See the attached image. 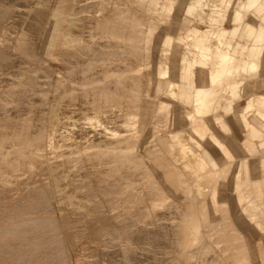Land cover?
Here are the masks:
<instances>
[{
	"label": "rangeland",
	"instance_id": "rangeland-1",
	"mask_svg": "<svg viewBox=\"0 0 264 264\" xmlns=\"http://www.w3.org/2000/svg\"><path fill=\"white\" fill-rule=\"evenodd\" d=\"M59 1L60 0H0V9H1L0 10V15H1L0 20H4L7 17L4 21H0V23H1L0 24V58H1L0 59V94H1V96H0V105L1 106L0 107L2 109V110H0L1 111L0 112V118L2 120V118L5 116L3 118V120L8 121L10 123L11 120H12V122H14V119H16L18 122L19 121L18 117H22V118L26 119V116H27L29 119H26V121L28 120L31 122V123H29V130H30V125H32L31 131H29L30 133L36 132L35 130L37 129L36 127L38 126L39 120L41 122V118H43L42 126L39 124V132H38L39 134H42L41 137L43 138V140H46V138H47V136H46L47 135L46 134V123H45V119H44L45 115L43 117H40V116L43 115V112H44V114H46L45 113V111H46L45 110V108H46L45 103L46 102L48 103V101H51L52 105H56L58 103L62 104V105H64V104L66 105V103H64L63 101L65 99H68L71 96V98H72L71 111H70L69 115L72 116L71 118H73V115L75 114L76 115V116L74 115L75 120H77L78 116H80L79 118H81V117H85V115L88 116L89 114H91L92 110L94 109V107L92 106V103H93V105L96 103H98V104L100 103V105L108 113L106 119H110V117H111L113 120L114 119L115 120H122L125 116H127V113H130L131 111H133V109H136V107H138L140 102L143 103L144 100L145 101L146 100L151 101L153 99L152 92H151L152 91V83H151V80L147 77V73L150 71L151 66H150V64H147L146 62L148 60H150V57H152V55H153V50L151 48V46H153V43L150 42L151 44L146 45L142 41L139 42L138 39L146 38L145 37V36H147L146 29L148 27H150L154 32V34L151 36L150 39L155 40L156 36L159 34V31L156 32L157 31L156 28H158L159 26H162L163 24H167V21H168L167 17H166L167 15H165L161 20H159V18L157 16H155V15L151 16V14L148 12V10L144 13V10H142V7L139 4V0H61L60 5H59ZM58 6L59 7L63 6L65 9H68V10L74 8V12H76L78 17L80 18L79 32L76 31V33H75V35L77 36L79 41H78L76 48L74 50H72L73 56H70L71 58L70 57L66 58L65 56H62L59 54V51L61 49L60 42L57 46L54 57L51 58V57H49V55H46L43 52L44 43L46 42V38L49 34V31H50L51 26L53 24V21L55 19V9H57ZM145 8L147 9L148 6L145 5ZM130 9H132V10H130ZM1 11H2V13H1ZM19 11L21 12L22 15L20 14ZM131 11H133L134 13ZM4 12H6V13H4ZM98 12H99V14H98ZM106 13L110 17H112V19L118 21L119 24L121 25V27H124L123 31L122 30L119 32L104 31L101 28H99L97 21L101 20V17L103 19L105 17V15H107ZM137 14H139V16ZM12 15H13V18H12ZM143 15H145L144 18H143ZM146 15H148V16H146ZM146 17H147V19H146ZM84 18H85V20H84ZM135 19L137 20V22H139L141 20V22L143 23V26L145 28L142 29V27L139 26V24L136 22ZM4 22H5V24H3ZM88 22L91 24L89 25ZM84 23H85L86 27H84ZM147 23H148V25H147ZM134 25H135V27H134ZM85 28H86V30H84L85 33H83L84 32L83 29H85ZM89 28H91V29H89ZM135 28H137V29L134 30ZM81 29H82V31H81ZM87 32H88V34H87ZM134 35H136V36H134ZM23 37H24V39H26L28 41V45L30 44L29 45V51L30 52L27 51L26 53L20 55L19 53H17L15 51V45H16V47L18 44L20 45L22 43V40L19 41V39H23ZM86 37H89V38H86ZM130 38H132V39H130ZM97 47H98V49H97ZM30 49L31 50L33 49V50L31 51ZM34 53H35L36 57H34ZM95 55L96 56L98 55L97 58ZM18 57H19V59H18L19 63L17 62ZM72 57H75V61L69 60V59H72ZM13 59H16V60L13 61ZM9 60H12V61H9ZM67 60H69V61H67ZM77 60H79V61H77ZM80 60L82 61V63L80 62ZM89 60H90V63H89ZM3 61H5V63ZM66 61L71 62L75 66V68H73L74 66L72 64L70 66V63L68 66V63ZM132 61L134 63H132ZM8 62H9V64L12 63V67L11 68L9 67L7 69L5 67L8 65ZM15 62H17V64ZM1 63L3 64V66L1 65ZM79 63H80V65H79ZM67 66H68V69H67ZM104 66H105V68H104ZM120 66H121V68H120ZM51 69H53V70H51ZM108 69H109V72H108ZM9 70H11V71H9ZM16 70L19 72L18 73V75H19L18 79H17V74H16L17 71ZM68 70H70V71H68ZM22 71H23V73L21 74ZM45 72L48 75H45L46 74ZM8 73H9V75H8ZM78 74H79V76H78ZM13 75L15 76V78L13 77ZM63 77H66V78H63ZM29 78H31L33 80L36 79L37 82L32 85ZM38 78H40V79H38ZM75 78H77V79H75ZM14 79H16V80H14ZM27 79H28V82L31 83V85H29L27 83ZM78 79H80V81ZM135 80H136V82H135ZM20 81H21V83H20ZM46 81H47V84H46ZM44 83H45V85H44ZM53 85H54V87H53ZM57 85H59V87ZM83 88L84 89L88 88V91H84ZM43 90H45V91L43 92ZM52 90H53V92H52ZM56 90H59L60 92H62V90H63L65 92V94L63 93L62 98L59 97V98H55V100H53V96H54ZM102 91H103V93H102ZM123 91H124V93H123ZM66 93H67V95H66ZM6 94H7V97H4V96H6ZM22 94H23V96H22ZM101 94H103V96H104L103 98H101ZM109 94H110V96H108ZM14 97H18L17 98L18 102L21 99L20 103H17L16 98L14 99ZM106 97L109 98L108 102H109L110 106L108 105V103H106V99H107ZM99 98H101V99H99ZM7 99H8V101H7ZM24 99H25V101H24ZM38 101H40V102H38ZM154 101L155 100L151 101L150 104L153 103V105H154ZM238 101H236V102H238ZM33 102L35 105L34 108H32ZM61 102H63V103H61ZM66 102H68V101H66ZM8 103H9V106H8ZM23 103L26 105H24ZM37 103L40 105H38ZM41 103H43V104L41 105ZM168 103H171V101H169ZM240 103L243 105V107L245 106L244 101H240ZM28 104H29V106H28ZM103 104H106L105 105L106 107ZM150 104H149L148 112L146 111V113L147 114L151 113V117H152L153 105L151 104L152 107H150ZM4 106H5V108H4ZM6 106H8L7 108L9 110L6 108ZM38 106H39V108H37ZM16 107H17V109H16ZM26 107H27V109H25ZM40 107H42V108H40ZM103 108H101V111ZM11 109H13V112ZM30 109L34 110L37 113L39 111V113H42V114L36 113L37 114L36 115L35 112L30 110ZM28 110L31 112V114ZM72 111L74 114L72 113ZM76 111H77V113H76ZM137 111L138 110H135L136 113L139 112V111L138 112ZM11 113H13V114L11 115ZM111 113H113V114H111ZM13 115L15 116V118L13 117ZM10 117L12 119L7 120V119H10ZM140 117H143V116L137 115V116H135V118L133 117L134 119L131 120V124H129L128 126H126L124 128L121 126L122 125L121 122L116 123V124L112 123V125L110 124V126L113 127L114 129H120V130L124 129L125 130V133L128 134V136L130 137L132 144H133V149H131V151L127 150L126 144H128V143L125 141L121 142L123 144H121V143L120 144L119 143H116V144L115 143H113V144L109 143V145L110 144L111 145L110 146L108 145V148H107L108 150L104 149V147L102 148L101 147L102 144L104 145V143H106V141L108 140L106 138V136H105V138L102 139V137H104L103 135H105L103 133V128H102L104 126V124L102 125V127L97 126L95 124L94 128L91 129L89 127V129H88V131H91V135H92L91 141L88 142L89 144L88 143L85 145L81 144V146L83 145L85 149H83V146L82 147L80 145L74 146L73 144H70L69 148L64 146V148L69 150L71 156H73L74 160L73 159L70 160L72 162V165H71V162L68 163V160L66 159L68 157L67 155L65 156V158H63V155H65L66 150L63 148V146L61 148H58L57 145L56 146L54 145L53 147H50L48 145L45 146L44 154H45L47 160L44 162L41 160L42 163L39 164V162H41V161L39 160L38 156L36 155L37 149H35V148H37V147H34L31 145V148L33 147L31 149V148H29L30 147L29 143H28L29 145L26 146V142H25V144L23 143V145H20L19 142H21V141L24 142L22 140L23 136H20V138L17 136H12V137H10L12 140H10V138H8V137H5L4 133H6V128L4 129L3 128L4 126L0 123V140H1L0 144H2L3 148L4 149L10 148V149H12V152H13V150L18 151L20 149L19 151H21V152L19 154L21 156H22L23 152L25 154V158L23 156H22L23 158H21L20 155L17 154L18 157H20V159H18V157H16L17 156L16 153L13 152V153H15V157L12 158L14 155H11V157H10L14 163V164H12V166H10V165L8 166L7 164L5 165L6 161L2 160L3 158L0 159V165H1L0 166L1 167L0 168V227L1 228L4 226L11 227V226H14L13 223L14 224L16 223L17 224L16 227L18 228V226H19L18 224L23 220V218L25 219L26 217L27 218L30 217L29 218L30 221H33V218H37L38 222H40L43 225L42 226L43 229L42 230L40 229V230L41 231L44 230L42 233L44 236L41 237L42 240H40V241L38 240L39 238L36 239L35 236H30V239H29V235H30L29 233H31V231L29 233L26 232V234L24 231L20 233L19 232L20 228L19 229L13 228L14 231H11L9 233H4V234L1 233L0 235L3 234V236L5 234L6 235L8 234V235H7V237H6V235H5V237L0 236V243H1L0 246H2V247H0V249H1L0 250V262L1 261H8L9 259L15 258L16 255L17 256L21 255V254L24 255V253L26 254V253L33 252V250L31 251L29 249V247L26 248L25 242L27 240L37 241V243L39 242L37 244V247L32 248V249H34V251L36 250V248L37 249L38 248H40V249L47 248V251H48V249L51 247V245H52V247L50 249L53 250L55 247V245H53V244L54 243L56 244L58 239H59V241H62L63 236H64L63 240H64V242L65 241L66 242L65 243L63 242V243L66 246V250H68L65 252L66 255L63 257H59L60 260H57V259L54 260L53 259V261H52L49 259L51 257V255H50V257L48 254H47L48 257L46 256L45 253H47V251L46 252L45 251L44 252L39 251L40 252L39 255H41V252H42L41 256H43V257L40 256L41 258H44V256H45V258H44L45 263H49L51 261L50 264H58V263L69 264V262L67 263V261L69 259H71L72 264H87V261H89V260H90V262H88L89 264H96V263L97 264H113V263L118 264V262H119V264H133V263L134 264L135 263L136 264H259V263L264 264V223L263 222L260 223L259 219H257V222H259L261 224V226L257 227L255 230H252L251 228L250 229L249 228H243L242 229V228H240V224L237 223V226H236V217H238V216H235V214H233L234 213L233 210H232L233 212H228V213L226 212L227 210L225 207L222 208L223 210L221 208H219L220 210H218V209L214 210L213 208H211V204L209 203V200H210V198H209L210 196L208 195L209 193H206L207 196L205 195L203 197H199V200H197L198 198H196L194 196L192 197L193 194H192V192H190L191 189H189L188 187H187V190L184 189V188H186V185H184V184H182V187L184 189V192L186 191L185 193L187 195L183 192L182 187L179 188V191L180 190H182V191H180V192L178 191L179 192L178 195L182 196V193H183V196H182L183 198L187 197V196H189V197L191 196L192 201L195 199L194 208H195L196 213H194L195 222H193L195 224L193 225L192 222H190V220H189V222H190L189 225H191L192 227L189 226L188 223H186V222L184 224L182 223V222H184L181 219L182 217H184V219L188 218L186 214L178 213L177 209H175V208H174V210H171V209H173V208H170L171 201L173 200L172 197L168 196L169 198L165 199L164 202L161 201L162 204L158 203V204H161V206L154 207V205H152L153 203L148 200V196L150 194L151 195L154 194L155 197H157L158 195L156 193H154L153 191L149 192V194H148V189L152 188V187L153 188L154 187H158V188L161 187L162 189L160 188V190H162V192H165V191H163L164 182L162 180V176H161V178L159 176V174L161 173V170H162L160 167L161 166L160 163H162L161 162L162 160L160 159L159 156H156L155 157L156 159L154 158V155L156 153L157 154L159 153V152H157V150L160 149V146L158 145V143L154 139L157 137L165 135L173 127H172V124L169 121V119L165 118V115L163 114V116L156 118V120L152 124L154 126L152 129L151 135L149 136L150 139H149V141L146 140L147 142L145 143V138H146V134L149 131L148 130L149 127L147 126L146 120H145L146 126H144V124L138 125ZM34 119H35V121H34ZM141 119L142 118H140V120ZM1 120H0V122H1ZM32 121H33V123H32ZM81 121H83V120H81ZM102 121H104V120H102ZM33 124L35 125V127H33L34 126ZM84 126L88 128L87 125H84ZM34 128H35V130L33 131L32 129H34ZM101 128H102V130H101ZM40 129H41V131H40ZM96 133H97V136H96ZM15 138H18V139H15ZM115 140H116V138H115ZM3 141H4V143H3ZM95 141H97V143ZM100 141H102L103 143L100 144ZM22 142H21V144H22ZM110 142H112V141H110ZM155 143H156V145H155ZM93 145H94V148H93ZM97 145L100 146L98 149L96 148V147H98ZM13 146L18 148V149H16V148L13 149ZM91 146L93 149L91 148ZM146 146H147V149L149 152L146 151V153H145L144 147H146ZM109 147L111 148V150L109 149ZM59 150H62V151H59ZM89 150H90V152H89ZM7 151H10V150L8 149ZM30 151H32V153ZM12 152L10 151V153H12ZM60 152H61V154H60ZM83 152L84 153L86 152L91 157L89 159H92V164L94 165L93 167L95 169L92 168V166L90 165V162H88V160H87V162H84V163L81 162L80 156L83 155ZM91 153L93 155H91ZM101 153H103V155H101ZM59 154H60V156H59ZM70 154H69V157L71 158ZM33 155H34V157L32 158ZM76 155L78 156V158L75 159ZM98 155H99V157H98ZM137 155L140 157L139 158L140 163H136L133 160H131L132 156H137ZM100 156L101 157L106 156V158L103 157L102 159H100L101 158ZM97 157H98V159H96ZM151 158L155 159L157 162L156 161L154 162L153 160H151ZM4 159L7 160L6 158H4ZM25 159L27 162L25 161ZM36 159H38L39 161ZM93 159L98 162L96 165H95L96 161H94L95 162L94 163ZM107 159H109L110 162H108ZM79 160L82 164L79 162ZM101 160L104 161V162L102 161L103 164L101 163ZM36 161H38V162L36 163ZM105 161L108 163H106ZM22 163H24L25 166H23ZM75 163H77V164H75ZM104 163H106V164H104ZM20 164H22V165H20ZM69 164L72 166V168L70 166V169L69 168L67 169V165L69 166ZM75 165H77L78 169H76L77 167ZM89 165H90V167H89ZM7 166H8V168H7ZM79 169H80V171H79ZM106 169H107V171H106ZM124 169H125V172H124ZM102 170L104 171V174H103ZM126 170H127V172H126ZM113 171H114V173H113ZM128 171L130 174L128 173ZM145 171H146V173H145ZM149 171H150V173H149ZM98 173H99V175L101 174V176H106L107 175L106 173H109L108 174L109 179L110 178L118 179L120 177V182H119V186H118L119 191H117V190H114V191L113 190H110V191L103 190V186H102L103 183L101 184L99 182ZM70 174H71V176H70ZM112 174H114V175L112 176ZM141 174H143V175H141ZM73 175L75 176L74 178L72 177ZM138 176L141 177L142 179L139 178L141 180H139V179L137 180ZM106 178H108V177H106ZM88 181L90 183H88ZM86 182L88 184H91L92 186L90 185V187L91 188L93 187L94 189L92 188L91 191H89L90 187ZM141 183H142V185H141ZM77 184L78 185L81 184V186H83V187H81L80 185L77 186ZM100 185H101V187H100ZM113 185H114V183H113ZM121 185H122V189H121ZM141 190H142V192H141ZM105 191L107 194H111V195L114 194L115 192H118V195L120 197L118 204L112 205L111 204L112 200L109 199V197L106 198L107 194L106 193H105L106 195L104 194ZM187 191H189V192H187ZM101 192H103V194L105 196L101 197L100 196V195H102V194H100ZM91 193H93V194H91ZM121 193H123V194H121ZM133 193H135L134 195H136V197L133 196L132 198H130V197L127 198L128 195L133 194ZM189 193L192 195H190ZM48 195L51 196L53 199H50L51 197H48ZM94 195L98 196L99 201H100L99 202L100 205L97 202L98 201L97 197H95ZM87 196H89V198ZM142 196H144L145 198ZM38 197L40 198V200ZM44 197H45V199H44ZM140 197H141V199L144 200L143 202L141 201ZM152 197H154V196L152 195ZM35 198H37V199L35 200ZM104 198H106V199H104ZM150 198H151V196H150ZM43 199H44V201H43ZM89 199H91V200H89ZM93 199H94V203H93ZM200 199L202 200V202ZM45 200L50 201V203L47 201L45 202ZM131 200H133V201H131ZM51 201H53V202L51 203ZM109 201L111 203H109ZM95 202H97V204H98L97 207H96ZM180 202H182V200ZM29 203H30V205H33V203H37V204L40 203L39 208H41V211L38 210V208L27 211L26 205L28 204V206H30ZM45 203L46 204L49 203V205L48 204L46 205ZM105 203L107 206L104 207ZM50 204H52V207ZM94 204H95V206H94ZM195 204H197V205H195ZM89 206H91V207L89 208ZM93 206L95 207V210L93 209L94 208ZM206 206L208 209L206 208ZM109 207H110V209H109ZM158 207L162 208V209H158ZM16 208H18V209L20 208V209L18 210ZM44 208L45 209L47 208L46 211H42ZM48 208L52 211H50ZM142 208H143V210L147 209L148 212L143 214ZM90 209H93V210H90ZM104 209H106V210H104ZM33 210H35V211H33ZM87 210L88 211H94V212H91V214H93V215H91L89 212H87ZM118 210H120V212H118ZM114 211L117 212V214H115ZM135 211H136V213H135ZM19 212H20V214H19ZM24 212H26V213L28 212V214H25ZM31 212L33 215L31 214ZM96 212H97V214H96ZM99 212L102 214H100ZM45 213H47V214H45ZM159 213L161 215H159ZM134 214H135V216L133 217ZM141 214H142V216L145 214L149 215V216L152 215L151 217H149L152 219V221H151L152 223L150 221H148L149 223L147 222V224H146L143 221H141L142 220V217L140 216ZM166 214H167V217H166ZM44 215H46V216H44ZM121 215L124 217V221L122 220L123 218ZM37 216H39V217H37ZM42 216L45 217V218L43 217L44 220H43V218H41ZM162 216H164V217H162ZM178 216H179V219H178ZM180 216H182V217H180ZM228 216H232V217H228ZM47 217L48 218L49 217L50 218L55 217V219L48 220ZM127 217L129 220H130L129 217H131V218L136 217L134 220H137V218H138V220L140 219L137 222L135 221L136 223H139V225L140 224L142 225L144 223V224H146V226L149 224L148 226H150L151 228H157L159 230L158 231V233H159L158 239L155 242L153 241L152 243H150L148 245H142L138 242L132 244V247L133 248L135 247L134 250L136 251L134 253H131V254L128 253L125 256H124V253L123 254L122 253L121 254H119V253L113 254L109 251L110 248H108V249L105 248V247H107L106 245L108 244L105 241H109L110 239H112L111 234H114L113 230H110L111 231V233H110V231L105 232L104 230H101V229L104 228V226L108 225V224L109 225L113 224L114 226L119 225L121 227V225H123L122 223H127L125 221V219L127 220ZM152 217H154L155 219ZM176 217H177V219H176ZM13 218L14 219L16 218V219L11 220ZM38 218H40L41 220ZM46 218L48 221L46 220ZM100 218H101V220H98ZM113 218H116V219H113ZM157 218L160 219L159 220L160 222L156 221ZM8 219H10V222ZM102 219H103V221H102ZM120 219L123 222H119ZM180 219L182 222L179 221ZM53 220L55 222L57 221L56 222L57 224L55 222L53 224L50 223V222H53ZM104 220H107V221L105 222ZM129 220H127V221H129ZM161 220H164V222H162ZM5 221H7V223ZM41 221H43V222L47 221V222L42 223ZM144 221H146V218ZM229 221H230V223H229ZM35 222L36 221L34 219L33 223H35ZM156 222H158L160 225H158V223L155 224ZM165 222H166V224H164ZM240 222L241 221H239V223ZM173 223L175 225V229H176V227L178 228V226L186 227V225H187V227H186L187 230L189 232L192 231V232H190V235L192 238L191 242H193V243H192V246L190 245V248L188 246L189 249H186L187 254L188 255L191 254L189 256V259H186L185 256H187V255L183 254V250L179 249V248H181L180 247L181 245H180V242L177 241V237H176L177 235L175 234L176 232L174 231L175 230L174 225L170 226ZM181 223H182V225H181ZM232 223L234 224V226L232 225ZM44 224H45V226H44ZM58 224L61 225V226H59V230L57 228ZM8 225H10V226H8ZM56 225H57V227H56ZM100 226H102V227H100ZM124 226H125V224L122 227H124ZM110 227L112 228V225H110L107 228H110ZM159 227L161 228V230ZM193 227L195 229H193ZM45 228L49 229L48 232H45V231H47ZM54 228H55V230H54ZM168 228L169 229L172 228L171 233H170V230ZM26 229H30V227L26 228ZM16 230H18L20 235L18 234V232H16ZM50 231H51V233L54 232V233H52L53 237L50 236L51 235ZM56 231H57V233H55ZM102 231H104L103 233H105V235L106 234L107 235L105 236L103 233H100ZM95 232H97V233H95ZM107 232H109V236H108ZM166 232H169V233L167 234ZM33 233H34V235L40 236V235H38L40 233H38L37 231L36 232L33 231ZM22 234L25 237H27L28 239H25ZM172 234H173V236H172ZM174 234H175V236H174ZM166 235H167V237H166ZM17 236L19 238L21 237V240ZM97 236H98V238H97ZM10 237L12 240L10 239ZM12 237L13 238L15 237V238L13 239ZM46 237H47V239H46ZM56 237H58V238H56ZM99 237H101V239ZM108 237H109V240H107ZM161 237H163L162 238L163 240L161 239ZM8 238H9V241H7ZM16 238H17V241L21 242V243H18L16 241ZM22 238H24V239H22ZM34 238H35V240H34ZM54 238L56 240H54ZM120 239L121 238H115V236H114L113 239L110 241L112 243L116 242V244H117V243H121V241L123 242V240H120ZM48 240H52L51 244H50V241H48ZM45 241H47V242H45ZM53 241H55V242H53ZM5 242L9 243V244L7 245ZM22 242H24V243H22ZM42 243H44V244H42ZM47 243L50 245V247H47V246H49ZM135 244H137V246ZM40 245L41 246L46 245V247H41ZM4 247H5V249H3ZM10 247H12V249ZM8 248L11 250H7ZM21 248H23V249H21ZM101 248L102 249L104 248L103 249L104 253L102 252L103 250ZM24 249L26 251H24ZM27 250H28V252H27ZM167 250L170 252H168ZM100 251H101V253H100ZM17 252H19L20 254ZM5 253L6 254L9 253L10 255L9 254L5 255ZM2 254L4 257L2 256ZM37 255H38V252H37ZM39 255L37 258H40ZM69 255H70V257H69ZM102 255H103V257H102ZM121 255H123V256H121ZM130 255H134L135 257L130 256ZM9 256H11V257H9ZM112 256L115 260L112 258ZM116 256H117V258L118 257L119 258L117 259ZM101 257L105 258V259H102ZM125 257H127V259ZM47 259H49V260H47ZM64 259H65V261H64ZM91 259H92V261H91ZM120 259H122V261ZM128 259L131 261H129ZM46 260H47V262H46ZM73 261L75 263H73ZM14 262L16 263V261H14ZM41 262H42V264H45V263H43V261H41ZM139 262H141V263H139ZM11 264H13V263H11Z\"/></svg>",
	"mask_w": 264,
	"mask_h": 264
},
{
	"label": "bare ground",
	"instance_id": "bare-ground-1",
	"mask_svg": "<svg viewBox=\"0 0 264 264\" xmlns=\"http://www.w3.org/2000/svg\"><path fill=\"white\" fill-rule=\"evenodd\" d=\"M60 3H61V0L59 1V5H60ZM139 4L142 7V10H144V13L148 10V12L151 14V16L155 15L159 18V20H161L165 15H167L166 17L168 20V21L166 20L167 24H163L162 26H159L158 28H156V30H157L156 32L159 31V34L156 36L155 40L150 39L151 36L154 34L153 30L150 27H148L146 29V32H147L146 33L147 36H145L146 38L138 39L139 42L142 41L146 45L151 44L150 42L153 43V46H151V48L153 50V55H152V57H150V60H148L146 62L147 64H150V66H151L150 71L147 73V77L151 80V83H152V91L151 92H152L153 99L151 101H153V100L156 101V102L154 101V105H153V103H151L153 105V107L150 104L151 101H148V100L145 101L144 100L143 103L140 102V104L138 105V107H136V109H133V111H131L130 113H127V116H125L122 120H115V119L113 120L111 117H110V119H106L108 113H107V111L104 110V108L100 105V103L99 104L96 103L94 105L92 103V106L94 107V109L92 110V113L89 114L88 116L85 115V117H81V118H79L80 116L77 115L78 118H77V120H75V117H74L75 114L73 113L74 110L72 111V113L74 114L73 118H71L72 116L69 115V113L71 111V101H72V98L69 95L70 97L63 101L64 103H66V105L65 104L62 105L59 103L56 105H52L51 101H48V100H47L48 103L44 102L46 104V108L44 107L46 110L45 111L46 114H44V112H43V115H41L40 117H43L45 115L44 119H45V123H46V134H47L46 140H43V138L41 137L42 134L38 133L39 132V124L42 126L43 118H41V122L39 120L38 126L36 127L37 129L36 130H35V128L32 129L33 131L35 130L36 132L30 133L29 131H31L32 125H30V130H29V123H31V122L28 120H27L28 122L26 121V119H29V118L27 116H26V119H24L22 117H18L19 121L17 122V120L14 119L15 118L14 115H13V117H14L13 119H14V122L16 121L15 123L12 122L11 117H10V119H7V120H11L10 123L8 121L3 120V118L5 116L2 118V120L0 118V120H1L0 123L4 127L2 125L1 126L4 129L6 128V133H4L5 137L10 138L12 136H17L20 138V136H23L22 140L24 142L21 141L22 144H21V142H19L20 145H23V143L25 144V142H26V146L30 144V147L28 146L29 148H31V145L34 147H37V148H35V149H37L36 155L38 156L40 161L42 160L44 162L47 160V158L44 154V150H45L46 145H48L50 147L57 145L58 148H61L62 146H63V148H64V146L69 148L70 144H73L74 146L75 145L81 146V144L85 145L89 141H91V139H92L91 131H88L89 127L92 129L95 127L94 126L95 124L97 126H100V127H102V125L104 124V126L102 128H103V133L105 135H103L104 137H102V139L105 138V136H106V138L108 140L106 141V143H104V145L102 144L101 147L102 148L104 147V149H107L109 143H111V144L119 143L120 144L121 142L125 141L128 143V144H126L127 150L131 151V149H133V144H132V141H131L130 137L128 136V134L125 133V130L124 129L123 130L114 129L113 127L110 126V124L112 125V123L116 124V123L121 122L122 123L121 126L124 128V127L128 126L129 124H131V120H133L135 118V116H137V115L143 116V117H140V118H142L141 120L139 118V124L138 125L144 124V126H146L145 120L147 121V126L149 127L148 128L149 131L146 134V138H145V143H146L150 139L149 136L151 135V132H152V129L154 126L152 124L154 123L156 118L163 116V114H164L165 118H168L169 121L171 122L173 128L171 130H169L165 135L157 137L154 139L158 143V145L160 146V149H158L159 151L157 150V152H159V153L158 154L156 153L154 155V158L156 156H159L160 159L162 160L161 161L162 163H160V165H161L160 167L162 170H161V173L160 174L158 173V174H159L160 178L162 176V180L164 182L163 191H165V192H162V190H160L161 187L160 188H158V187L149 188L148 194H149V192L153 191L158 196L156 195L157 197H155V195L152 194L154 196V197H152V195L150 194L148 196V200L153 203L152 205H154V207H156V206H161V204H162L161 201L164 202L165 199L169 198L168 196L172 197L173 200L171 201L170 208H173V209H171V210H174V208H175V209H177L178 213L186 214L188 217L187 219L186 218L184 219V217L180 216V217H182L181 219L184 222H182L181 219L179 221H181L183 224L186 222V223H188V225L190 222H192V224L194 225L195 224V223H193V222H195L194 213H196V212H195V208H194L195 199L192 201V197L194 196V197L198 198L197 200H199V197H203L205 195L207 196L206 193H209L208 194L210 196L209 197L210 198L209 203L211 204V208H213L214 210H217V209L220 210L219 208L222 209L225 207L227 210L226 211L227 213L234 211L233 214H235V216L239 217V218L236 217V226L238 223V224H240V228H242V229L243 228H249V229L251 228L252 230H255L257 227L261 226L260 223H262V222L264 223V0H139ZM145 5L148 6L147 9L145 8ZM130 10H132V9H130ZM131 12H133V11H131ZM1 13H2V11H1ZM4 13H6V12H4ZM20 14H21V12H20ZM98 14H99V12H98ZM137 15L139 16V14H137ZM144 16L145 15H143V18H144ZM146 16H148V15H146ZM12 18H13V15H12ZM146 19H147V17H146ZM4 20H0V21H4ZM84 20H85V18H84ZM79 22H80V18L78 17L77 13L74 12V8L68 10V9H65L63 6H60V7L58 6L57 9H55V19L53 21V24L51 26L49 34L46 38V42L44 43L43 52L46 55H49V57H51V58L54 57L55 51H56L57 46L60 42L61 49L59 51V54L62 56H65L66 58L73 56L72 50H74L76 48L78 41H79L77 36L75 35L76 31L79 32V28H80ZM97 22H98L99 28H101L104 31L119 32L121 30L123 31V28H124V27H121V25L119 24L118 21L112 19V17H110L108 14L105 15V17L103 19L101 17V20H99ZM136 22H137V20H136ZM137 23L139 24L140 27H142V29L145 28L143 26V23L141 22V20ZM3 24H5V22ZM88 24L90 25L91 23L88 22ZM147 25H148V23H147ZM84 27H86L85 23H84ZM134 27H135V25H134ZM89 29H91V28H89ZM136 29L137 28H135L134 30H136ZM84 30H86V28L83 29V31ZM81 31H82V29H81ZM83 33H85V31ZM87 34H88V32H87ZM134 36H136V35H134ZM86 38H89V37H86ZM130 39H132V38H130ZM20 40H22V43L20 45L18 44L17 47L15 45V51L21 55V54H24L27 51H29V45L30 44L28 45V41L26 39H24V37H23V39H19V41ZM97 49H98V47H97ZM97 56H96V58H97ZM34 57H36L35 53H34ZM18 59H19V57L17 58V62L19 63ZM14 60H16V59H13V61ZM69 60L75 61V57H72V59H69ZM69 60H67V61H69ZM9 61H12V60H9ZM77 61H79V60H77ZM3 62L5 63V61H3ZM17 62H15V63L17 64ZM80 62L82 63L81 60H80ZM67 63H68V66H69V63H70V66L72 64L71 62H67ZM89 63H90V60H89ZM132 63H134V62L132 61ZM1 65L3 66L2 63H1ZM79 65H80V63H79ZM68 66H67V69H68ZM9 67L10 68L12 67V63L9 64V62H8V65L5 68L8 69ZM73 68H75V66ZM104 68H105V66H104ZM120 68H121V66H120ZM51 70H53V69H51ZM9 71H11V70H9ZM68 71H70V70H68ZM108 72H109V69H108ZM18 73L19 72L17 71V73H16L17 79L19 76ZM22 73H23V71L21 72V74ZM8 75H9V73H8ZM45 75H48V74L46 73ZM78 76H79V74H78ZM13 77L15 78L14 75H13ZM63 78H66V77H63ZM77 78H75V79H77ZM38 79H40V78H38ZM14 80H16V79H14ZM29 80L32 83V85L37 82L36 79H35L36 81L31 79V78H29ZM78 80L80 81V79H78ZM135 82H136V80H135ZM20 83H21V81H20ZM27 83L29 85H31V83L28 82V79H27ZM46 84H47V81H46ZM44 85H45V83H44ZM57 86L59 87V85H57ZM53 87H54V85H53ZM83 90L88 91V88H86V89L83 88ZM44 91L45 90H43V92ZM103 91H102V93H103ZM52 92H53V90H52ZM63 93L65 94V92L63 90H62V92H60L59 90H56L55 94L53 96V100H55V98H59V97L62 98ZM123 93H124V91H123ZM66 95H67V93H66ZM0 96H1V94H0ZM22 96H23V94H22ZM108 96H110V94ZM4 97H7V94ZM103 97H104L103 94H101V98H103ZM15 98L17 101L18 97H14V99ZM101 98H99V99H101ZM108 100H109V98L106 99V103H108V105L110 106ZM7 101H8V99H7ZM20 101H21V99H20ZM20 101L19 102L17 101V103H20ZM24 101H25V99H24ZM66 101H68V102H66ZM169 101H171V103H168ZM236 101H238V102H236ZM240 101L245 102L244 107L240 103ZM38 102H40V101H38ZM63 102H61V103H63ZM29 104H28V106H29ZM42 104L43 103H41V105ZM149 104H150V107L153 108L152 117H151V113H148L149 115L146 113V111L148 112ZM24 105H26V104H24ZM38 105H40V104H38ZM103 105L105 106L106 104H103ZM8 106H9V103H8ZM8 106H6V108ZM17 107H16V109H17ZM27 107L25 109H27ZM34 107H35V105L33 102L32 108H34ZM4 108H5V106H4ZM37 108H39V106ZM40 108H42V107H40ZM101 108H103L102 111H101ZM0 110H2L1 107H0ZM11 110L13 112V109H11ZM30 110H32V109H30ZM135 110H138L139 112L137 111L138 113H136ZM32 111H34V110H32ZM36 113L37 112H35V114ZM76 113H77V111H76ZM12 114L13 113H11V115ZM30 114H31V112H30ZM37 114H42V113H39V111H38ZM111 114H113V113H111ZM81 120H83V121H81ZM102 120H104V121H102ZM34 121H35V119H34ZM32 123H33V121H32ZM83 124L87 125L88 128L85 127ZM33 127H35V125ZM102 128H101V130H102ZM40 131H41V129H40ZM96 136H97V133H96ZM115 138H116V140H115ZM15 139H18V138H15ZM10 140H12V139L10 138ZM109 140L112 142H110ZM95 142L97 143V141H95ZM3 143H4V141H3ZM101 143H103V142L100 141V144ZM121 144H123V143H121ZM155 145H156V143H155ZM0 146H1L0 147V159L3 158L2 160L6 161L5 165L7 164L8 166L9 165L12 166V164H14V163L10 157H11V155H14L12 157V158H14L15 153L17 155L21 152V151H19L20 149L18 151L13 150V152H15V153H13L12 149L8 148L13 153L12 154V153H10V151H7L8 149H4L2 144H0ZM97 146L98 147H96V146L95 147L98 149L100 146L99 145H97ZM15 148L16 147L13 146V149H15ZM91 148H92V146H91ZM93 148H94V145H93ZM16 149H18V148H16ZM64 149L66 150V152H65V155H63L64 153L62 154L63 158H65L66 155L69 157V154H70L69 150L66 148H64ZM83 149H85L84 146H83ZM109 149L111 150L110 147H109ZM144 149H145V153H146V151L149 152L147 149V146L144 147ZM59 151H62V150H59ZM30 152L32 153V151H30ZM89 152H90V150H89ZM60 154H61V152H60ZM60 154H59V156H60ZM34 155L32 156V158L34 157ZM91 155H93V154L91 153ZM101 155H103V153H101ZM22 156L25 158L24 152H23ZM22 156L20 155L21 158H23ZM70 156H71V154H70ZM16 157H18V155ZM20 157H18V159H20ZM68 157L66 159L68 160V163H69V162H71L70 160L73 159V156H71V158L69 157L70 159ZM80 157H81L80 160L82 163L87 162V160H88V162H90V165L92 166V168H94L93 167L94 165L92 164V159H89L91 157L86 152L85 153L83 152V155ZM98 157H99V155H98ZM98 157L96 159H98ZM103 157H101L100 159H102ZM4 158H6L7 160H5ZM76 158H78L77 155H76L75 159ZM104 158H106V156ZM131 158H132L131 160H133L134 162L140 163V160H139L140 157L138 155L132 156ZM94 159H93V162L96 161ZM155 159L151 158V160H153L154 162L156 161ZM36 160H38V159H36ZM80 160H79V162H80ZM107 160H108V162H110L109 159H107ZM25 161H26V159H25ZM38 161H36V163ZM42 161L39 162V164H41ZM102 161L103 160H101V163L103 164L104 161L103 162ZM108 162H106V163H108ZM97 163L98 162L96 161L95 165ZM106 163H104V164H106ZM22 164H23V166H25L24 163H22ZM22 164H20V165H22ZM75 164H77V163H75ZM71 165H72V162H71ZM71 165L70 164H69V166L67 165V169L68 168L70 169ZM90 165H89V167H90ZM8 166H7V168H8ZM75 166L77 167V165H75ZM71 168H72V166H71ZM76 169H78V167ZM79 171H80V169H79ZM106 171H107V169H106ZM124 172H125V169H124ZM126 172H127V170H126ZM113 173H114V171H113ZM128 173H129V171H128ZM145 173H146V171H145ZM149 173H150V171H149ZM103 174H104V171H103ZM106 174L108 175L109 173H106ZM107 175L101 176V174L99 175V173H98V180L101 184L103 183V185H102L103 190H106V191L117 190V191H119L118 186H119V182H120V177L118 179H115V178L109 179V175L108 176ZM113 175L114 174H112V176ZM141 175H143V174H141ZM70 176H71V174H70ZM72 177L74 178L75 176L73 175ZM106 177H108V178H106ZM139 178H141V177L138 176L137 180ZM141 179H139V180H141ZM88 183H90V182L88 181ZM113 183H114V185H113ZM182 184L186 185V188H184V189L187 190V187L189 189H191L190 192H192L193 195L190 193L189 194L192 195V197L187 196V197L183 198L182 197L183 193H182V196L178 195V193L180 191H182V190L179 191V188L182 187ZM79 185L81 186V184H79ZM79 185L77 184V186H79ZM88 185L90 187L91 184H88ZM141 185H142V183H141ZM81 187H83V186H81ZM100 187H101V185H100ZM92 188L90 187L89 188L90 190L89 189L88 190L91 191ZM121 189H122V185H121ZM182 189H183V187H182ZM184 189H183V192H184ZM106 191L104 192V194L106 193ZM141 192H142V190H141ZM187 192H189V191H187ZM91 194H93V193H91ZM100 194H102L100 196L103 197L107 193L104 195L103 192H101ZM121 194H123V193H121ZM134 194L135 193L128 195L127 198L128 197L132 198L133 196L136 197V195H134ZM106 196H107L106 198L109 197V199L112 200V203L110 201H109V203H111L112 205L118 204V201L120 199L118 192H115L112 195L107 194ZM150 196H151V198H150ZM48 197H51V196L48 195ZM87 197L89 198V196H87ZM95 197H97L98 201L97 200L96 201L99 204L100 201H99L98 196H95ZM142 197H144V196H142ZM106 198H104V199H106ZM36 199L37 198H35V200ZM44 199H45V197H44ZM44 199H43V201H44ZM50 199H53V198L51 197ZM140 199H141V197H140ZM39 200H40V198H39ZM89 200H91V199H89ZM181 200H182V202H180ZM46 201L47 200H45V202ZM131 201H133V200H131ZM141 201L143 202L144 200L141 199ZM47 202L50 203V201H47ZM52 202L53 201H51V203ZM97 202H95L96 207L98 205ZM201 202H202V200H201ZM49 203H47V204L49 205ZM93 203H94V199H93ZM158 203H161V204H158ZM39 204L33 203V205H30V203H29L30 206H28V204H27L26 210L30 211L32 209L38 208V210L41 211V208H39L40 207ZM95 204H94V206H95ZM50 205L52 207V204H50ZM195 205H197V204H195ZM105 206H107L106 203H105L104 207ZM90 207L91 206H89V208ZM206 208H207V206H206ZM16 209H18V208H16ZM44 209L42 211H46L47 208L45 210ZM93 209L95 210V207ZM93 209H90V210H93ZM109 209H110V207H109ZM158 209H162V208L158 207ZM104 210H106V209H104ZM33 211H35V210H33ZM50 211H52V210H50ZM87 212H89L91 214V212H94V211H88L87 210ZM118 212H120V210H118ZM142 212L144 214V213L148 212V210L147 209L143 210V208H142ZM24 213L28 214V212L27 213L24 212ZM135 213H136V211H135ZM19 214H20V212H19ZM31 214H32V212H31ZM45 214H47V213H45ZM96 214H97V212H96ZM100 214H102V213H100ZM115 214H117V212H115ZM167 214H166V217H167ZM91 215H93V214H91ZM159 215H161V214L159 213ZM44 216H46V215H44ZM44 216H42L41 218H43ZM134 216H135V214L133 215V217ZM140 216L142 217L141 221H143L146 224L148 221H150V222L152 221V219L149 218L152 215L149 216V215L145 214L142 216V214H141ZM37 217H39V216H37ZM55 217L54 218H50V217L48 218L47 217V218H48V220H52V219H55ZM162 217H164V216H162ZM228 217H232V216H228ZM29 218L30 217H28V218L26 217L25 218L26 220L24 218L22 221L20 220L22 223L20 222L18 224L20 226V227L18 226V228L16 227L17 226L16 223H15L16 225L13 223L14 226H11V227H6V226H4L2 228L0 227V234L1 233H3V234L9 233L11 231H14V229L20 228V231H19L20 233L24 231L26 234V232L29 233L31 231V233H29L30 234L29 239H30V236H35L36 239L39 238L38 239L39 241L42 240L41 237L44 236L42 234L44 230L41 231L43 229V227H42L43 225L40 222H38L37 218H33V221H34V219L36 221L35 223H33V221H30ZM44 218H43V220H44ZM47 218H46V220H47ZM116 218H113V219H116ZM122 218H123L122 220L124 221L123 216H122ZM129 218H130V220L127 217V220H129V221H127L125 219V221L127 223H122L123 225L125 224L124 227H122L123 225H121V224H120L121 227L119 225L114 226L113 224H110V225H112V228L111 227L107 228L110 226L108 224V225H105L106 227L104 226L105 229L104 228L101 229V230H104L105 232L113 230L114 234H111L112 235L111 238L113 239V237L115 236V238H121L120 240H123V242L121 241L122 244L121 243L116 244V242L112 243L110 241L112 239L109 240V237L107 239L109 241H105L106 243H108L106 245L107 247H105V248H107V249L110 248L111 250L109 249V251L113 254H118V253L123 254L124 253V256L128 253L131 254V253L136 252L134 250L135 247L133 248L132 244L138 242L142 245H148V244L152 243L153 241L155 242L158 239V236H159L158 231L159 230L157 228H151L150 226H148L149 224L146 226V224H144V223H143L144 225L143 224L139 225V223H136V222L139 221L140 219L138 220V218H137V220H134L136 217L135 218L129 217ZM145 218H146V221H144ZM152 218H154V217H152ZM15 219L13 218L11 220H15ZM38 219H40V218H38ZM176 219H177V217H176ZM178 219H179V216H178ZM257 219H259L260 223L257 222ZM8 220L10 222V219H8ZM98 220H101V218ZM122 220L120 219V221L119 220L118 221L123 222ZM159 220L160 219H158V218L156 219V221H159ZM164 220H161V221L164 222ZM189 220H190V222H189ZM47 221H45V222H47ZM102 221H103V219H102ZM104 221L106 222L107 220H104ZM239 221H241V222L239 223ZM5 222L7 223V221H5ZM41 222L45 223L43 221H41ZM54 222L55 221L53 220V222H50V223L53 224ZM157 223L158 222H156L155 224H157ZM174 223L171 224L170 226H173ZM182 223H181V225H182ZM229 223H230V221H229ZM164 224H166V222ZM158 225H160V224L158 223ZM232 225L234 226L233 223H232ZM8 226H10V225H8ZM28 226L30 227V229H26V228H29ZM44 226H45V224H44ZM59 226H61V225L58 224V227L56 225L58 230H59ZM189 226H191V225H189ZM100 227H102V226H100ZM186 227H187V225H186ZM186 227L178 226V228L176 227V229H175V225H174V229H175L174 231L176 232L175 234L177 235L176 236L177 241H179L180 245H181L180 246L181 248H179V249L183 250V254L187 255V256H185L186 259H189V256L191 254L188 255L186 249H189L190 245L192 246L193 242H191L192 238L190 235V232H192V231L189 232ZM171 229H169L170 233H171ZM193 229H195V228L193 227ZM46 230L47 231H45V232H48L49 229H46ZM54 230H55V228H54ZM160 230H161V228H160ZM33 231L34 232L37 231L38 233H40V234L37 233L40 236L34 235ZM104 231H102L100 233H103ZM16 232H18V230H16ZM19 232H18V234L20 235ZM97 232H95V233H97ZM50 233H51V231H50ZM52 233H54V232H52ZM52 233L50 236L53 235ZM55 233H57V231ZM107 233L109 236V232H107ZM110 233H111V231H110ZM166 233L168 234L169 232H166ZM3 234L0 236L2 237ZM103 234L105 235V233H103ZM175 234H174V236H175ZM5 235L3 237H5ZM7 235H6V237H7ZM172 236H173V234H172ZM23 237L25 239H28L24 235H23ZM166 237H167V235H166ZM24 238H22V239H24ZM56 238H58V237H56ZM97 238H98V236H97ZM99 238L101 239V237H99ZM162 238L163 237H161V239ZM10 239H11V237H10ZM19 239L21 240V237ZM46 239H47V237H46ZM63 239H64V236H63ZM63 239H62V241H59V239H58L56 244L52 243L53 245H55L53 250L50 249L52 247V245L50 247V245L47 243L49 245L47 247H50L48 249V251H47V248H43V249H40V248L37 249L36 248V250L34 251V249H32V248L37 247V244L39 242L37 243V241L27 240L25 242L26 248L29 247V249L31 251L33 250V252L26 253V254L24 253V255H22V254L18 255V256L16 255V257L14 256L15 258L9 259L8 261H1L0 264H11V263L14 264L15 263L14 261H16L15 264H40V263L42 264L41 261H43V263H45L44 262L45 256H44V258H41V257H43L41 255H42V252H44V251L45 252L47 251V253H45L47 257H48V255H49V257L51 255V257L49 258L50 260H52V261H53V259L54 260L55 259L60 260L59 257L65 256L66 255L65 252L68 251V250H66V246L64 244L66 241L64 242ZM34 240H35V238H34ZM54 240H56V239L54 238ZM7 241H9V238ZM16 241H17V238H16ZM48 241H50V244H51L52 240H48ZM45 242H47V241H45ZM53 242H55V241H53ZM18 243H21V242H18ZM22 243H24V242H22ZM44 243H42V244H44ZM6 244L8 245L9 243H6ZM135 245L137 246V244H135ZM188 246H189V248H188ZM0 247H2V246H0ZM41 247H46V245L45 246L42 245ZM10 248L12 249V247H10ZM3 249H5V247ZM11 249L8 248L7 250H11ZM21 249H23V248H21ZM24 251H26V250L24 249ZM39 251H42L41 255H39L40 254ZM27 252H28V250H27ZM37 252H38L39 257L41 256L40 257L41 259L37 258L38 257ZM102 252L104 253V250ZM168 252H170V251H168ZM17 253H19V252H17ZM100 253H101V251H100ZM8 254L9 253H7V254L5 253V255H8ZM2 256H3V254H2ZM113 256H112V258H113ZM121 256H123V255H121ZM130 256H134V255H130ZM9 257H11V256H9ZM69 257H70V255H69ZM102 257H103V255H102ZM116 258H117V256H116ZM125 258L127 259V257H125ZM49 259H47V260H49ZM102 259H105V258H102ZM122 259H120V260L122 261ZM47 260H46V262H47ZM64 261H65V259H64ZM91 261H92V259H91ZM129 261H131V260H129ZM50 262L45 263V264H50ZM68 262H69V264H72L71 259H69L67 261V263ZM88 262H90V260L87 261V264H89ZM73 263H75V262L73 261ZM139 263H141V262H139ZM58 264H63V263H58ZM118 264H119V262H118ZM259 264H263V263H259Z\"/></svg>",
	"mask_w": 264,
	"mask_h": 264
}]
</instances>
